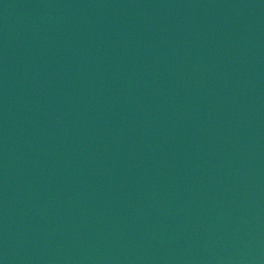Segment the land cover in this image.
<instances>
[{
    "label": "water",
    "instance_id": "95a60500",
    "mask_svg": "<svg viewBox=\"0 0 264 264\" xmlns=\"http://www.w3.org/2000/svg\"><path fill=\"white\" fill-rule=\"evenodd\" d=\"M0 264H264V0H0Z\"/></svg>",
    "mask_w": 264,
    "mask_h": 264
}]
</instances>
